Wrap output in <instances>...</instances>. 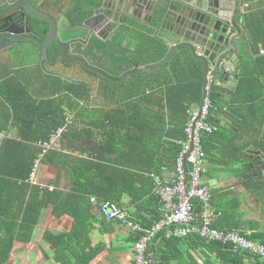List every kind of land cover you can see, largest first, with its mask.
<instances>
[{
  "label": "crops",
  "instance_id": "obj_1",
  "mask_svg": "<svg viewBox=\"0 0 264 264\" xmlns=\"http://www.w3.org/2000/svg\"><path fill=\"white\" fill-rule=\"evenodd\" d=\"M221 4L225 5L223 10L227 6L230 7L228 10H230L231 27L234 28L232 36L237 38L235 41L238 44L237 53L234 48L225 50L231 54L225 58L224 62L225 64L228 61L233 62L232 79L234 81L238 76V80L235 81L234 90L228 89L226 86L223 87L222 84L224 83L219 81V77L224 73V70L220 68L217 72L215 62H208V67L211 70L209 75L212 72L217 73V76L211 75L213 83L210 86V93L212 94L213 88L216 87L217 97L220 99L216 104L213 103L215 107L210 113L209 124L215 127V131L205 134L202 140V147L205 152V165L202 172L204 186L212 197L211 203L215 214L212 217L210 227L220 231H236L249 240L264 245V171L255 175V171L261 163V158L257 152L264 153V125L262 127L261 124L259 125L261 136L256 139L254 129L250 128L252 125L247 123L242 128L239 123L245 117L251 122L254 121L261 109L251 107L249 110H242L238 105H232L240 78L238 72L240 58L247 54L252 55L249 33L246 28V17H250V14L256 10L264 9V0H241L239 10L237 0H222ZM238 12L239 26L237 27L235 17ZM129 20L132 19L129 18ZM136 22H138V27H147L151 24L143 20H136ZM87 30L89 31L88 28ZM157 33L159 36V28ZM165 42L167 45L169 44L167 41ZM185 49L192 55L188 48ZM197 54L202 56L203 52L198 51ZM260 54L264 55L263 49H261ZM192 57L195 58L193 55ZM22 58L15 57L12 61L15 60L16 62ZM210 58L209 56L208 60ZM201 62L204 72L205 64L203 61ZM31 64H27L26 68H31L29 66ZM15 66V64L12 65L9 75L19 69ZM24 70L26 71V69ZM0 71L9 73L6 66H0ZM31 71L34 70H29V73L23 77L30 79ZM158 75L152 74L146 78L140 75L139 79H132L130 84L122 90H113L108 93V96L107 93H93L97 97V102H95L97 109H91L90 106L85 105V102L77 100L64 89L65 87L60 92H53L55 94H69L74 98V101H77L78 107L75 112L68 110L67 116L72 113L74 118L69 124L71 126L68 132L60 138L55 147L45 152L42 144L46 141L32 143L41 153L35 160L32 173L27 181L30 185L37 186L46 193L68 194L72 192L74 178L82 174L77 169L81 161L97 163L100 162L98 157L104 160L102 161L104 164H107L108 160L117 159L123 155L127 159L121 164L125 171L129 173L136 168L135 173L137 175L145 178L151 177L154 181L153 189L150 192L151 185L143 182V178H141V180L138 179L139 187L142 185L145 187L138 190L132 191L131 186L126 187L125 190L115 187L118 201L110 199L99 201L97 197H91L90 202L49 201L50 203L48 202L42 210L41 217L33 228L29 240L26 242L15 241L11 257L5 264H134V240L135 237H138L137 242L142 233L131 229L129 224L106 220L100 211L99 202L116 203L127 214L131 224L151 230L153 233L156 229L158 230L166 221V216L156 184L158 180L164 183H173L176 180V164L183 151L181 143L185 144L187 140V136L185 140L178 139L176 136L180 131L179 125L182 124L183 126L185 123H175L176 125H174L172 122H167L168 124L164 128H156L158 123L153 120V116H151V120L148 119L146 122L142 119H134L129 124L131 130L128 131L124 140L111 142L112 138L108 137L107 134L110 135V131L118 132V126L115 128L108 126L110 124H104L101 118L95 117L93 118L94 124L91 125L83 115H78L80 112L85 115L92 110H95L92 111L94 113L100 110L113 113L121 106H125L127 111L130 110L133 105L128 99L123 100L126 99L125 93L130 92L133 82L138 80L142 83L141 92L137 93L139 97L145 95L147 97L162 96L163 92L160 91V87L153 90L148 85L144 86L145 83L147 84L153 79H156L155 85H158ZM205 79L204 75L203 100L206 90ZM233 85L232 82L229 87H234ZM66 86L68 87V85ZM127 88H129L128 92H126ZM220 89L230 92L232 96L228 100L219 97L218 91ZM143 92L145 94H141ZM250 93L254 92L250 90ZM203 100L200 104L187 106L189 118L187 124L199 114ZM144 107L145 105H142L141 109ZM225 119H229L231 124H223ZM149 120L151 121L150 126L147 124ZM7 126L8 128L3 130L6 134L5 140L15 139L18 134L16 121L10 120ZM106 126L108 127L106 128ZM90 131L92 134H89ZM117 145H119L118 148H115ZM173 145L178 146V148L181 147L177 157L171 153ZM188 167L190 170L191 166L187 165V169ZM102 169L103 167H100L99 172ZM93 170L96 171L97 168L94 167ZM86 174L83 173V175ZM46 186L53 187L54 190L50 191ZM108 194L116 196L112 192ZM93 198H96L98 203L92 202ZM193 207H196V210L200 207V216L195 217L194 215L188 224H174L172 227H166L165 235L167 238L181 240V245L184 246L181 252L187 251L189 248L186 245L195 240L200 241V245L189 249L191 258L182 257L181 252L176 248L177 245L167 248L172 264H222L223 257L209 250L208 245L212 242L220 243L234 252L242 253L241 255L244 257L247 255L246 252L236 249L231 242L211 241L203 238L197 231L204 226L205 219L202 216V208L196 202H193ZM1 209L4 212H9L10 206ZM159 218L161 220L156 221ZM203 242L206 247L202 245ZM150 243L149 245L158 247L160 241L155 244ZM158 261L161 263L162 259L160 258ZM256 261L252 257L246 258L247 264H255Z\"/></svg>",
  "mask_w": 264,
  "mask_h": 264
},
{
  "label": "trees",
  "instance_id": "obj_2",
  "mask_svg": "<svg viewBox=\"0 0 264 264\" xmlns=\"http://www.w3.org/2000/svg\"><path fill=\"white\" fill-rule=\"evenodd\" d=\"M74 2L76 4L66 14L72 27L80 25L91 18L95 11L103 6L104 0H75ZM153 18V21L147 27H138L136 20L139 19L132 18V20L124 22L121 31H117L112 37L113 49H118L123 54L125 52L123 43L126 38L129 40V47L133 55L131 68L134 65L145 68L163 62L168 56L170 49L157 33L159 19L157 16ZM246 28L249 33L252 55L247 54L240 58L238 68L240 78L232 105H238L242 110H249L251 107L261 109L254 121L251 122L245 117L244 120L239 122L242 128L247 123L252 125L250 128L254 129V134L256 133V139H258L261 136L259 125L261 124V127L264 125V55L260 54L261 49L264 50V9L256 10L250 14V17H246ZM91 45L93 48L99 49L105 47V44L97 38L93 40ZM152 74H159L158 85H155L156 79H153L147 84L145 83L144 86L148 85L153 90L160 87V91L163 92L162 96L152 95V97H147L145 95L139 97L137 93L141 92L142 83L138 80L133 82L130 92L127 88L126 99L122 98L123 101L128 99L133 105L130 110L127 111L125 106H121L113 113L100 110L96 113L90 111L85 115L80 112L78 116L83 115L91 125L94 124L95 120L93 118L95 117L101 118L104 124H110L108 126L114 128L118 126V132L110 131V135L107 134L108 137L112 138L111 142L124 140L128 131L131 130L129 126L132 123L131 120L140 119L142 114L153 116V120L158 123L156 128H164L168 124L167 122H172L174 125H176L175 123H185L183 126L182 124L179 125L180 131L176 136L178 139L185 140L186 134L184 131L186 124L189 122L187 106L200 104L203 100V63L193 58L185 48H182L174 53L166 66L153 70L143 75V77L146 78ZM137 78L139 79V76L132 77L134 80H137ZM32 88V82L29 78L25 79L23 76H12V79L0 83V132L8 128L7 125L12 119L16 121L18 129L16 136L18 140L16 138L5 140V137L0 142L2 144L0 146V264H5L10 259L15 241L26 242L29 240L33 228L41 217L42 210L49 201L90 202L91 197H97L99 201L103 199L118 201L115 187L125 190L126 187L131 186L132 191L138 190L145 187L144 185L139 187L138 179L141 180V178H143V182L151 185L150 192L154 185L151 177L145 178L137 175L135 173L136 168L129 173L126 172L124 166L121 165L127 160L123 155L117 159L108 160L107 164H104L102 162L104 160L98 157L97 159L100 162L97 163L94 161H81L77 169L82 174L74 178L72 192L68 194L46 193L39 187L30 185L27 181L32 173L34 162L41 153L32 143L38 141L48 142L51 135L65 125L68 110L75 112L78 107L77 101L75 100V102L69 94L60 99L53 98L52 100L47 99L38 102L36 97L40 98L42 92H35ZM65 90L79 101L87 100L89 97L87 91L83 88L78 89L68 86L65 87ZM250 90L254 93H250ZM141 94H145V92ZM54 95L55 93H51L43 96ZM211 97L212 102L215 104L220 101L217 97L216 87L213 88ZM2 99L4 103H2ZM142 105H145L143 109H141ZM40 115H43V118ZM36 120L38 122H35ZM150 120L147 123L149 126L151 125ZM207 121L210 123V116ZM70 126H67L61 137L68 132ZM89 134H92V132L90 131ZM118 146H115V148H118ZM180 150L181 147L178 148V146L173 145L171 153L177 157ZM94 167L97 168L96 171L93 170ZM100 167H103V169L99 172ZM83 173L87 174L83 175ZM109 192L116 196L109 195ZM6 206H10L9 212H4L1 209ZM196 207L198 208L197 205ZM196 207H194L195 217L200 216V207L197 210ZM161 218L156 221H160ZM172 226L174 224L156 229L152 242L155 244L160 241V243L158 247L149 245L148 251V255L155 261L154 264H172L167 248L177 245L176 248L180 252L184 248L180 239L167 238L165 235L166 227ZM137 239L138 237H135L134 242ZM199 245L200 241L195 240L186 246L192 249ZM202 245L206 247L204 242ZM208 247L211 252H216L223 257L222 264H247L246 258H251L249 254L244 257L241 255L242 253L234 252L227 246L217 242L210 243ZM189 249L181 252L182 257L191 258V254L188 252ZM157 258L162 259L161 263ZM256 260L255 264H264V261Z\"/></svg>",
  "mask_w": 264,
  "mask_h": 264
},
{
  "label": "water",
  "instance_id": "obj_3",
  "mask_svg": "<svg viewBox=\"0 0 264 264\" xmlns=\"http://www.w3.org/2000/svg\"><path fill=\"white\" fill-rule=\"evenodd\" d=\"M36 1L38 0H21L19 3L14 4L10 10V7L4 8L1 16L15 18L14 25L18 28L20 27L19 23L26 22V17L44 23L46 26V30H43L44 41L35 36L20 37L17 34L24 32L8 30L7 38L2 39L0 42V51L6 45L5 39H9V42H31L40 50L41 62L43 63L44 61H50L49 49L55 44L56 49L54 50L53 59L57 57L61 50H64L63 57L68 59L70 46L60 40V35L64 32L61 30L59 20L54 13L45 12L41 8H37L34 5ZM237 1L240 3V0ZM214 2L219 7L222 0H104L103 6L97 9L86 23L99 20L94 27L107 29L113 26L114 30L124 22H127L129 18L143 20L150 24L152 18L157 16L159 19V37L169 43L168 47L170 51L163 62L145 68L140 65H134L130 71L118 79H114L100 70L93 69V71L110 82L121 84L127 78L144 75L166 66L176 51L187 47L195 58L204 62L205 76H207V55L222 53L230 48H234L236 53L238 51V44L235 41V37H232L233 32L228 34V28L224 26L226 25L225 18L227 16L224 15V12L220 13V11L213 9ZM5 4L7 2L4 4L0 3V6L5 7ZM224 6H222V9H224ZM53 7L58 10L56 5H53ZM235 22L237 24L239 22L238 14L235 17ZM27 32L31 33V30ZM86 32L90 31L87 30ZM32 33L34 34V31ZM61 45L65 46V48L61 47ZM198 51H202L203 55L198 56ZM230 54L231 52H228L223 58ZM76 59H70V64H75ZM211 61L213 62L214 58ZM232 77L229 69L225 68V72L219 78L224 82L223 87L226 86L231 90L235 89V81L238 80V76L234 81ZM232 82L234 83V87L230 88L229 86ZM218 95L226 100L232 96L230 92H226L223 89L218 91ZM224 123L231 124V121L225 119ZM257 154L261 158V163L256 169L255 175L264 171V153L257 152Z\"/></svg>",
  "mask_w": 264,
  "mask_h": 264
},
{
  "label": "flooded vegetation",
  "instance_id": "obj_4",
  "mask_svg": "<svg viewBox=\"0 0 264 264\" xmlns=\"http://www.w3.org/2000/svg\"><path fill=\"white\" fill-rule=\"evenodd\" d=\"M20 1L21 0H0L2 4L7 2V4L4 5L5 7H2V5L0 6V42L2 39L7 38L8 30L24 32L17 34L20 37L26 38L27 36H35L41 41H44L45 37L43 35V30H46L44 23L26 17V22L22 24L19 23L20 27L18 28L14 25L16 21L15 18L1 16V12L4 8L10 7V10L14 4ZM74 1L75 0H38L34 4L37 8H41L45 12L54 13L59 20L61 30L64 32L60 35V40L66 42V44L70 46L68 59L63 57L64 50H61L57 57L53 59L54 50L56 49V45L54 44L49 49L50 61H44L42 63L40 50L33 43L9 42V39H5L4 42L6 45L3 50L0 51V66L8 67L9 65H13L15 60L12 61V59L15 57H25V59L31 58L28 59L33 60L32 64L29 65L31 68L27 67L25 69L26 71L34 70V72H36L35 75H31L29 80L32 82L33 91L38 93L42 92L40 98L36 97L38 102L64 97L66 94L63 95L62 93L49 97L43 95L60 92L68 85L78 89H85L89 97L87 100H83V102H85V105L90 106L91 109H97L95 108L97 97H95L93 93H111L113 90H122L125 86L130 84L132 77L127 78L121 84H117L102 78L98 73L94 72L93 69L100 70L108 76L118 79L132 69L131 62L133 61V55L127 38L123 43L125 48L124 54L122 51H118V49H113L112 37L117 31H121L122 25L118 28L116 27L117 29L115 28L114 30L113 26L107 29H100L94 27V23L99 20H94L93 22H84L72 27L67 20L66 14L68 10L76 4ZM53 5H56L58 10H56ZM87 28L90 31L88 33L86 32ZM28 30H31V33H28ZM32 31H34V34ZM95 38L100 39L105 44L104 49L92 47L91 43ZM61 47L65 48L63 45H61ZM72 58H77L75 64H70L69 60ZM19 71L20 70H15L14 72ZM9 74L10 72L6 74L0 71V83L12 79V76H17L15 73ZM2 103H4L3 99ZM40 117L43 118V115H40ZM35 122H38V120Z\"/></svg>",
  "mask_w": 264,
  "mask_h": 264
},
{
  "label": "built area",
  "instance_id": "obj_5",
  "mask_svg": "<svg viewBox=\"0 0 264 264\" xmlns=\"http://www.w3.org/2000/svg\"><path fill=\"white\" fill-rule=\"evenodd\" d=\"M214 104L207 100L202 112L203 115L198 122H192L187 129L186 151L190 152L189 162L192 164L190 173L183 168L182 157L177 166V179L173 184L157 181L158 193L164 206L166 221L161 227L171 224H188L195 215L193 201L199 203L202 208V216L205 219L203 228L197 229L200 235L211 241L231 242L236 249H240L249 254L254 259L264 261V245L249 240L246 236L238 234L236 231H220L210 227L213 213L211 196L204 186L203 168L205 165V153L202 150V133H212L215 127L207 123L208 115L214 108ZM74 116L69 114L65 126L54 132L48 142H44V151L55 147L60 140L67 125L71 123ZM6 134L0 132V142ZM50 191L54 188L48 186ZM92 202L98 203L96 198ZM100 211L108 221H118L129 224L131 229L142 233V236L134 243V264H154V259L148 255V246L154 238L156 231L143 229L131 224L127 214L116 204L110 201L100 202ZM160 227V228H161Z\"/></svg>",
  "mask_w": 264,
  "mask_h": 264
},
{
  "label": "bare ground",
  "instance_id": "obj_6",
  "mask_svg": "<svg viewBox=\"0 0 264 264\" xmlns=\"http://www.w3.org/2000/svg\"><path fill=\"white\" fill-rule=\"evenodd\" d=\"M241 1V0H240ZM222 6H223V4H221L219 7H217L216 6V3L214 2V5H213V9L214 10H216V11H220V13H223L224 12V15H226L227 16V18H225V21H226V25H224L225 27H227L228 28V34L229 33H231V32H233L234 31V28L233 27H231V16L229 15V12H230V10H228V9H230V7L229 6H227V8L225 9V10H223L222 9ZM240 3H238V1H237V8H238V10L240 9ZM237 14H239V12L237 13ZM228 24V25H227ZM235 25L238 27L239 26V22H238V24L235 22ZM232 37H234V36H232ZM236 38V37H235ZM184 48H187V47H184ZM189 49V48H188ZM190 50V49H189ZM225 54H227V52H225V51H223L222 53H218V54H215V53H211L210 55H207V61L209 62H211V63H214L215 62V66H216V68H217V72H219V70H220V68H222L223 70H224V72H225V68L228 70L229 69V72L231 73V71H233L232 70V64H233V62L232 61H228V62H226V64H225V62H224V60H225V58L226 57H228V56H226L225 58H223V56L225 55ZM209 56L211 57L209 60H208V58H209ZM212 58H214V61L212 62L211 61V59ZM197 59V58H196ZM198 60V59H197ZM202 61V60H201ZM211 72V70L209 69V67H208V73H207V76H205L206 77V79H205V88H206V91H205V93H204V100H203V103H202V106H201V108H200V111H199V114L193 119V121L194 122H198L200 119H201V117H202V115H203V112H202V109H203V107H204V105H205V103H206V101L207 100H210L211 102H212V100H211V97H210V86H211V84L213 83V78L211 77V75L213 76V75H215V76H217V73H213L212 72V74L211 75H209V73ZM204 75H205V69H204ZM232 75V74H231ZM220 78V77H219ZM219 81L221 82V83H224L223 81H221L220 79H219ZM222 86H223V84H222ZM213 103V102H212ZM214 109V108H213ZM212 109V110H213ZM211 110V111H212ZM211 113V112H210ZM210 115V114H209ZM209 115H208V117H209ZM207 120H208V118H207ZM192 121V122H193ZM192 122H190L189 124H187V126H186V128H185V134H186V136H187V129H188V127H189V125L192 123ZM207 123H208V121H207ZM209 124V123H208ZM210 125V124H209ZM211 126V125H210ZM2 131V130H1ZM205 134H209V133H202V136H201V139L203 140V138H204V135ZM181 145H183V151L181 152V154H180V156H179V158H178V160H177V164H176V170H175V172H176V179H177V174H178V171H177V166H178V162H179V160L181 159V157H182V163H183V168H184V170L186 171V172H188V173H190V171H191V169H192V164L189 162V157H190V152H185L186 151V148H185V146H186V143L184 144V143H181ZM202 150H203V147H202ZM203 152H204V150H203ZM205 153V152H204ZM187 165H190L191 167H190V170L188 171V169H187ZM176 181V180H175ZM174 181V182H175ZM173 182V183H174ZM167 183V182H166ZM173 183H169V184H173Z\"/></svg>",
  "mask_w": 264,
  "mask_h": 264
},
{
  "label": "rangeland",
  "instance_id": "obj_7",
  "mask_svg": "<svg viewBox=\"0 0 264 264\" xmlns=\"http://www.w3.org/2000/svg\"><path fill=\"white\" fill-rule=\"evenodd\" d=\"M32 61L33 60H25V58L23 57L22 58V60H18V61H16L14 64L16 65L15 67H19V69H17V70H20L19 72H17L16 74H17V76L18 77H21V76H26L28 73V71H25L24 69L26 68V65L27 64H31L32 63ZM11 67H12V65H9L8 66V70H9V72H10V69H11ZM29 68V67H28ZM36 74V72H34V71H31L30 72V75H35ZM212 112V111H211ZM210 116V115H209ZM151 118V116L150 115H148V114H142V117L140 118V119H142V120H147V119H150ZM187 126V125H186ZM211 196V195H210ZM193 202H196V201H193ZM211 202H212V197H211Z\"/></svg>",
  "mask_w": 264,
  "mask_h": 264
},
{
  "label": "clouds",
  "instance_id": "obj_8",
  "mask_svg": "<svg viewBox=\"0 0 264 264\" xmlns=\"http://www.w3.org/2000/svg\"><path fill=\"white\" fill-rule=\"evenodd\" d=\"M67 117H68V116H67ZM66 119H67V118H66ZM64 126H65V125H64ZM64 126H63V127H64ZM61 128H62V127H61ZM59 129H60V128H59ZM56 131H57V130H56ZM56 131H55V132H56ZM51 136H52V135H51ZM50 138H51V137H50ZM46 187H48V186H46ZM99 203H100V202H99Z\"/></svg>",
  "mask_w": 264,
  "mask_h": 264
}]
</instances>
